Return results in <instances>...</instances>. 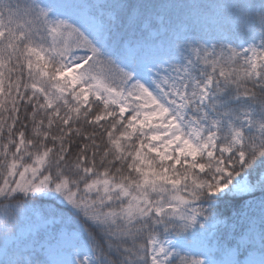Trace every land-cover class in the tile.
<instances>
[{
  "label": "snow or ice",
  "instance_id": "1",
  "mask_svg": "<svg viewBox=\"0 0 264 264\" xmlns=\"http://www.w3.org/2000/svg\"><path fill=\"white\" fill-rule=\"evenodd\" d=\"M0 264H264V0H0Z\"/></svg>",
  "mask_w": 264,
  "mask_h": 264
},
{
  "label": "rangeland",
  "instance_id": "2",
  "mask_svg": "<svg viewBox=\"0 0 264 264\" xmlns=\"http://www.w3.org/2000/svg\"><path fill=\"white\" fill-rule=\"evenodd\" d=\"M53 258H60V257H57V256H54ZM253 259H255V260H259L260 259V255L259 254H256L254 257H253Z\"/></svg>",
  "mask_w": 264,
  "mask_h": 264
}]
</instances>
